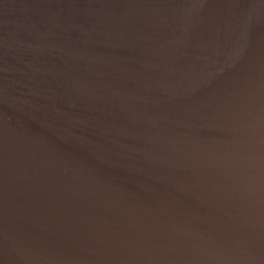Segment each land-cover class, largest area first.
<instances>
[{"label": "water", "instance_id": "water-1", "mask_svg": "<svg viewBox=\"0 0 264 264\" xmlns=\"http://www.w3.org/2000/svg\"><path fill=\"white\" fill-rule=\"evenodd\" d=\"M0 264H264V0H0Z\"/></svg>", "mask_w": 264, "mask_h": 264}]
</instances>
